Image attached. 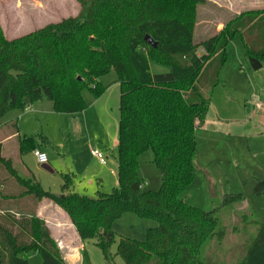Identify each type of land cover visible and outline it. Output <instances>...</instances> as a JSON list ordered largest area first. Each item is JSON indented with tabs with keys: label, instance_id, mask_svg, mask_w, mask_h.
<instances>
[{
	"label": "trees",
	"instance_id": "1",
	"mask_svg": "<svg viewBox=\"0 0 264 264\" xmlns=\"http://www.w3.org/2000/svg\"><path fill=\"white\" fill-rule=\"evenodd\" d=\"M202 1L79 0L76 16L31 33L8 39L0 27V118L44 99L56 112H82L109 87L101 77L111 70L120 85L118 185L111 193L73 192L69 174L63 194L46 190L25 164L18 168L3 156L0 142V264H29L33 251L40 252L42 264H70L38 215L44 200L69 215L82 241L95 240L108 264L117 238L116 254L126 264H213L201 259L202 249L209 239H223L225 230L215 211L183 199L196 168V130L210 112L226 46L236 34L247 58L264 63V13L251 11L234 20L226 35L199 44L192 17L194 4ZM147 35L157 47L145 40ZM152 64L166 70L153 72ZM85 89L92 101L84 98ZM14 126L21 154L38 148L34 138L21 137ZM149 149L162 174L158 191L144 190L139 173V158ZM254 191L264 196V179ZM242 197L228 194L224 202ZM127 212L156 221L146 240L115 232L114 222ZM259 226L240 264H264V218Z\"/></svg>",
	"mask_w": 264,
	"mask_h": 264
},
{
	"label": "rangeland",
	"instance_id": "2",
	"mask_svg": "<svg viewBox=\"0 0 264 264\" xmlns=\"http://www.w3.org/2000/svg\"><path fill=\"white\" fill-rule=\"evenodd\" d=\"M194 7L193 34L200 44L215 35H226L234 20L251 11L264 13V0H204ZM79 10V0H0V27L3 35L12 39L76 16ZM203 52L200 45L198 53ZM226 53L220 83L211 94L210 112L196 130V168L183 199L204 211H215L219 227L225 230L223 239L216 236L205 243L201 259L213 264H240L258 234L259 220L264 218V196L259 197L254 191L258 181L264 179V66L259 70L252 68L240 34L229 41ZM165 70L152 64L153 72ZM116 79L115 70L101 77L109 87L95 103L96 109L86 113L87 117L81 112H56L47 99L8 112L0 118V142L5 141L3 156L11 158L18 168L23 164L30 167L44 189L53 193L62 194L68 174L74 183L88 181L95 175L102 178V184L87 190L88 196H97L99 190L111 193L118 173L115 156L109 157L107 165L101 164L92 149L104 152L111 143L110 133L118 129L120 88L114 84ZM83 94L92 101L90 90L85 89ZM258 102L262 103L260 107ZM10 120L16 122L21 137H32L38 147L46 149L53 171L43 167L34 151L20 153L14 124L4 125ZM113 153L118 156V149ZM139 173L144 190L161 189L162 174L152 149L139 158ZM239 193L243 194L241 199L224 202L226 195ZM156 224L153 219L127 212L114 222L113 229L118 235L143 241L148 229ZM65 237L68 244L79 245L78 264H108L95 240L79 241L73 231ZM118 243L117 238L111 246L114 260L110 264H126L116 254ZM29 264H42L40 252L30 254Z\"/></svg>",
	"mask_w": 264,
	"mask_h": 264
},
{
	"label": "crops",
	"instance_id": "3",
	"mask_svg": "<svg viewBox=\"0 0 264 264\" xmlns=\"http://www.w3.org/2000/svg\"><path fill=\"white\" fill-rule=\"evenodd\" d=\"M0 22L3 25L1 20H0ZM18 36H21V35H18ZM114 84L118 85L119 88H120L119 83L115 82ZM98 101H99V99L97 101H95L94 103H91V105L87 109L82 111L81 113H83L87 117L86 113L88 111H90L91 109H96L94 105ZM104 110L107 113L106 107H105ZM10 122H12V120L7 121V123H5L4 125L9 124ZM110 134L111 135L109 136V139H111V143H110L109 147H106V150L104 151V154L107 157V164H108V159H109L110 156H115L114 158L117 161V156L113 153V151L116 148L118 149V143H119V122H118L117 131L115 133L113 131ZM9 136H11V135H9ZM4 142H5L4 140L1 141L2 144ZM37 149H40V150L46 152V149L43 146H39ZM71 153H73V152L71 151ZM47 165L52 170L51 166L49 165V162L47 163ZM28 168H30V167H28ZM75 172L77 174H79V172H77V171H75ZM95 179H96L97 183H96ZM102 181L103 180H102V178H100L99 175L92 176V177L89 178L88 181H84V182L83 181H77L76 183H74V181H73L74 185L72 187V190H73V192L79 193L81 195H86L85 193H88L87 190L94 189L97 186V184L98 185L102 184ZM117 185H118V177H116V179H115V187ZM99 191L103 192L101 190H99ZM60 192H62V194H63V190L60 191ZM38 215L43 217L46 220V223H47L48 227L51 229L53 236L59 242L60 246L65 250L64 253H65L66 259L69 261V263L70 264H78L79 257H80L79 248H78L79 245L78 244H68V242H66V240H65L66 233L70 232V231H73L74 234L76 235V238L78 240L79 239L81 240V238L79 237V235L77 233V230H76L75 226L72 224V222L70 220L69 215L62 208H60L59 206H57L54 203L49 202L47 200H44V201H42L40 203V205L38 207Z\"/></svg>",
	"mask_w": 264,
	"mask_h": 264
},
{
	"label": "built area",
	"instance_id": "4",
	"mask_svg": "<svg viewBox=\"0 0 264 264\" xmlns=\"http://www.w3.org/2000/svg\"><path fill=\"white\" fill-rule=\"evenodd\" d=\"M261 105L262 103L258 102V106L260 107ZM92 154L96 159H98L101 164H107V157L103 151L94 148L92 149ZM34 155L36 156L37 160L42 164H47L49 162L48 154L40 149H35Z\"/></svg>",
	"mask_w": 264,
	"mask_h": 264
},
{
	"label": "water",
	"instance_id": "5",
	"mask_svg": "<svg viewBox=\"0 0 264 264\" xmlns=\"http://www.w3.org/2000/svg\"><path fill=\"white\" fill-rule=\"evenodd\" d=\"M145 40L151 44L152 46L154 47H157L158 46V43L150 36V35H147L145 36ZM250 62H251V66L254 70H259L263 67L264 63L262 61H260L259 59L257 58H254V57H251L250 58ZM43 167L52 171L50 169V167L47 165V164H43Z\"/></svg>",
	"mask_w": 264,
	"mask_h": 264
}]
</instances>
